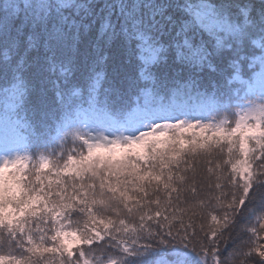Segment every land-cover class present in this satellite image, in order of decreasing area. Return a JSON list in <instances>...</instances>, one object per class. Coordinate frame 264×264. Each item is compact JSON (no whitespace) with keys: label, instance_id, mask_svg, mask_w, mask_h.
Returning <instances> with one entry per match:
<instances>
[{"label":"snow or ice","instance_id":"obj_1","mask_svg":"<svg viewBox=\"0 0 264 264\" xmlns=\"http://www.w3.org/2000/svg\"><path fill=\"white\" fill-rule=\"evenodd\" d=\"M0 50V264H264V0H0Z\"/></svg>","mask_w":264,"mask_h":264},{"label":"trees","instance_id":"obj_2","mask_svg":"<svg viewBox=\"0 0 264 264\" xmlns=\"http://www.w3.org/2000/svg\"><path fill=\"white\" fill-rule=\"evenodd\" d=\"M22 2V0H21ZM175 2L179 3L180 0H175ZM232 3L234 5H236L237 7H240V8H243V6H248L249 9L251 10L253 8V6H255L256 9H258V6H259V1H254V0H232ZM71 14V13H69ZM238 13L234 12L233 15H237ZM26 37L23 38V41L21 42V47L23 46V43L26 42ZM227 40V39H226ZM259 42V41H258ZM209 43H211V41H209ZM251 50V49H249ZM225 55L222 57V58H219L217 60V63L219 64L220 66V70L222 72H227L228 70V64H229V60H230V57L228 56V49L225 48ZM2 50H0V55H2ZM13 55H15V53H13ZM109 56H111V51H109ZM109 64H111V59L108 61ZM215 77H209V76H206L205 79L206 80H209V79H214ZM246 78V77H244ZM177 87H179V85H177ZM179 96V100L181 102H183L185 105H188L189 107H191L192 109H195V110H201V109H208V108H211V107H214L215 104H216V101L211 97V96H203V89H201L200 93H197L196 91H188L186 88L184 89H181V92L178 94ZM174 99H175V96H174ZM23 115V113H22ZM8 126H5V125H2L0 124V131H2L3 129H7ZM15 133H17L20 138H19V142L20 144H23L26 142L27 140V133H22L19 131L18 128H15ZM120 218H124L123 216H121ZM185 222H187V218L185 217ZM176 222V221H174ZM177 226L178 225V222H177ZM252 225H249V227H251ZM258 235L260 237H262V239L259 240V243L260 244H264V232H261L259 231L258 229ZM249 239L248 236H244L243 237V240L244 241H247ZM253 239H255L253 237ZM141 243H143V241H141ZM237 243H241V241H237Z\"/></svg>","mask_w":264,"mask_h":264},{"label":"rangeland","instance_id":"obj_3","mask_svg":"<svg viewBox=\"0 0 264 264\" xmlns=\"http://www.w3.org/2000/svg\"><path fill=\"white\" fill-rule=\"evenodd\" d=\"M227 39V36H225V40ZM259 45V42H257V46ZM8 128L7 129H3L2 131H0V134H7V136L13 140L14 142H17V143H20L19 142V138L20 136L15 133V124H10V125H7Z\"/></svg>","mask_w":264,"mask_h":264},{"label":"water","instance_id":"obj_4","mask_svg":"<svg viewBox=\"0 0 264 264\" xmlns=\"http://www.w3.org/2000/svg\"><path fill=\"white\" fill-rule=\"evenodd\" d=\"M254 1H259V0H254Z\"/></svg>","mask_w":264,"mask_h":264}]
</instances>
